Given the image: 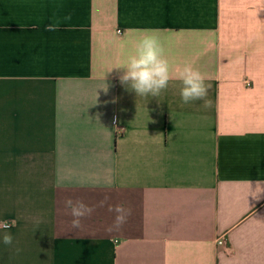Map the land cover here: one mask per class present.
Returning a JSON list of instances; mask_svg holds the SVG:
<instances>
[{
  "label": "crops",
  "instance_id": "obj_1",
  "mask_svg": "<svg viewBox=\"0 0 264 264\" xmlns=\"http://www.w3.org/2000/svg\"><path fill=\"white\" fill-rule=\"evenodd\" d=\"M136 29L156 97L118 80ZM0 219V264H264V0H0Z\"/></svg>",
  "mask_w": 264,
  "mask_h": 264
},
{
  "label": "clouds",
  "instance_id": "obj_2",
  "mask_svg": "<svg viewBox=\"0 0 264 264\" xmlns=\"http://www.w3.org/2000/svg\"><path fill=\"white\" fill-rule=\"evenodd\" d=\"M65 19H70V17H65ZM59 23L60 21L56 20L49 24L46 30L57 31ZM135 31L142 32L144 35L136 42L134 52H124L126 60L116 68L123 70L118 80L126 91L133 92L136 96L156 97L168 87L173 78L172 68L158 38L152 34L158 30L136 29ZM176 78L181 84L179 95L182 104L187 105L198 100H203L205 105L210 104V101L205 99L210 85L205 83L204 76L191 64H185L178 71ZM65 205L74 217L73 227H78L79 218L92 211L80 202L73 204L71 200H67ZM122 219L123 217H118V220L122 221ZM16 225L15 219H0V244L4 246L13 244L11 229ZM16 251L18 253L20 249L17 248Z\"/></svg>",
  "mask_w": 264,
  "mask_h": 264
},
{
  "label": "built area",
  "instance_id": "obj_3",
  "mask_svg": "<svg viewBox=\"0 0 264 264\" xmlns=\"http://www.w3.org/2000/svg\"><path fill=\"white\" fill-rule=\"evenodd\" d=\"M118 34H121V32H118ZM217 244H218V246H224L225 240L224 239H218Z\"/></svg>",
  "mask_w": 264,
  "mask_h": 264
}]
</instances>
